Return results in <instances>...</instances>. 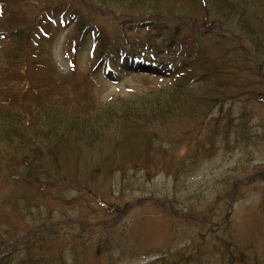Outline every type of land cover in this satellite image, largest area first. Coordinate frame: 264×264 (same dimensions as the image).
<instances>
[{"label": "rangeland", "instance_id": "rangeland-1", "mask_svg": "<svg viewBox=\"0 0 264 264\" xmlns=\"http://www.w3.org/2000/svg\"><path fill=\"white\" fill-rule=\"evenodd\" d=\"M47 2L48 9L58 12L48 16L45 30L36 29L37 35H33L32 46L40 52H33L32 60L43 64L34 66L39 80L45 78L43 74L48 71L53 81L77 83L72 88L75 99L82 96L88 101L91 97L96 102L113 99L128 102L140 94L146 95L143 93L148 90L152 94L168 85L159 78L130 72H120L108 81L104 67L95 70L91 62L97 39L94 25L105 28L110 35L120 29L118 24L104 25L108 10L99 9L92 0ZM177 3L178 7L187 10L179 20L189 19L185 0H177ZM64 10L77 14L61 15L60 11ZM79 19L94 24L88 25L81 37L75 26ZM214 31L219 34L196 39L210 59L220 57V53L226 51L227 39L232 41L231 47L235 45L230 31L222 23H216ZM151 60L147 57V61ZM117 63L115 58L110 66L118 67ZM45 66L46 69L42 68ZM10 68H14L13 63ZM235 70L241 71L234 68L233 75L226 73V78L246 80V84L230 92L233 98L225 99L223 104L201 94V86L191 90L199 99L197 105L205 110L197 116H189L182 110L180 129L175 132L163 134L164 131L156 130L162 139L172 140L170 144L160 140L152 148L140 147L139 144L142 146L148 138L136 129L133 131L136 141L132 150L125 154L114 155L116 152L111 148L96 149L95 154L92 150L82 149L77 161L81 162V168L85 163L88 166L72 172L74 166L69 165L66 178L48 190L38 189L42 176H36L34 183L27 184L31 181L28 176L32 179L33 176L16 161L6 175L0 171V251L7 250L11 244L14 249L24 251L30 241L50 240L48 235L52 229L44 221L48 216V223H60V229L64 224V228L69 229V222L74 221H81L82 227L91 224L85 232L75 226L70 230L71 234L63 236L60 235L63 230L58 232L53 228L58 232V238L50 247H54V254H62L67 264H75L77 260L79 264H147L162 257L159 255L163 253L171 256L173 262L170 264H228L230 257L235 261L233 264H239L236 260L240 259L244 261L242 264H264V79L259 85L257 76ZM22 71H13V74ZM81 81L87 82L82 84ZM210 81L212 87L223 84L221 76ZM16 86L14 99L8 88L1 87L0 103L8 96V104L15 99L20 103L21 98L25 105L32 101L26 102V96L31 97L35 90L25 91V82ZM13 87L16 88L15 84ZM260 95L263 98L259 100ZM5 106H0V110ZM58 108L65 113L74 110L71 105ZM96 114L97 110H92L91 115ZM215 121L219 135L213 138L212 150L205 153L204 148H200L202 156L193 158L197 154L196 141L200 140L204 145L212 138ZM206 149H210V145ZM105 158L114 159L126 172L114 171L108 177L89 178L86 171L90 165L92 167ZM24 177L28 178L27 182ZM58 186L60 188H56ZM35 213L44 220H34ZM219 216L214 236H202L212 217ZM97 230L107 233L98 240L105 237L108 243L103 252L95 256L93 246L97 243ZM76 237L83 239L81 243L73 241ZM194 250L197 254L190 257L191 251L196 253ZM229 252L230 257L227 256ZM16 256L21 258L22 253ZM11 260L15 263L18 258L11 257Z\"/></svg>", "mask_w": 264, "mask_h": 264}, {"label": "trees", "instance_id": "trees-1", "mask_svg": "<svg viewBox=\"0 0 264 264\" xmlns=\"http://www.w3.org/2000/svg\"><path fill=\"white\" fill-rule=\"evenodd\" d=\"M47 1L49 0H0V91L3 93V86L8 88L14 99L13 94H16V84L19 82H25V91L35 90L31 97L26 96V102L32 100L27 105L22 102V98L20 103L15 99V102L12 100L8 104L10 96L0 103V106L7 105L0 110V171L6 175L10 172L13 161H16L25 168L26 173L33 176V179L28 176L31 179L29 182L28 178H23L27 184L34 183L36 176L43 177L39 190H48L65 179L71 164L74 166L72 172L88 166L85 163L81 168V162L77 161L82 149L92 150L95 154L96 149L111 148L116 152L114 155L131 151L136 141L133 132L136 129L145 133L148 138L142 146L139 144L140 147L152 148L160 140H166L170 144L172 140L162 139L156 130L164 131L163 134L175 132L180 129L182 110L189 116H197L205 110L203 106L197 105L199 99L192 95L193 88L201 86V94L208 95L215 103L223 104L225 99L233 98L230 92L246 84V80L226 78V73L233 75L234 68L241 70H235L237 73L243 71L257 76L256 83L259 85L264 79V0H185V6L190 10V18L185 20H179L187 10L178 7L177 0H92L99 9L109 12L104 18L107 23L104 25L118 24L120 27L115 34L110 35L97 24L95 26L86 23L89 21L82 22L81 19L77 21L76 28L80 37L88 25H94L96 29L98 38L91 54L93 66L108 64L110 59L119 57V68L112 69L108 66L107 72L110 70L114 75L119 72L142 73L167 78L170 82L167 86L154 90L152 94L148 90L143 93L146 95L142 94L143 96L128 102L113 99L100 103L91 97L87 101L82 96L75 99V90L73 96L72 88L77 83L70 85L61 80L53 81L48 71L43 74L45 78L39 80L37 76L40 75L36 76L34 73V66L43 64L32 60L33 52H40L32 46L33 35H37L36 29L41 30L44 20L57 11L48 9ZM73 14L77 12L73 11ZM216 23H222L230 31L235 45L231 47L232 41L227 39L229 46L226 51L220 53V57L210 59L201 46H198L196 39L211 38L218 33L214 31ZM147 55L152 57L151 61H146ZM225 55L227 56L222 58ZM11 63L14 68H10ZM16 70L23 71L13 74ZM219 76L223 84L219 83L218 87L210 86V80H217ZM14 84L16 88L13 87ZM262 98L260 95L258 99ZM60 105H71L74 110L69 112L66 109L68 112L65 113L58 108ZM91 109L97 110L98 114L93 117ZM213 130L212 138L204 145L200 140L196 141L197 154L193 158L202 156L199 154L200 148H204L205 153L212 150L213 138L219 135L216 121ZM176 134L182 135L180 132ZM209 145L210 149L207 150L206 146ZM114 171L126 172L114 159L105 158L101 162L98 160L92 167L90 165L86 173L93 180L101 175L108 177ZM14 178L21 180L20 177ZM34 216L36 221L44 220L39 214L35 213ZM48 218L50 217L47 216L44 221L52 229L47 230L51 234L48 235L50 240L30 241L28 245H23L24 251L14 249L11 244L7 250L0 251V264H67L62 254H54V247H50L53 240L58 238V232L62 230V236L71 234L70 230L75 226L80 232H85L91 224L82 227L81 221H74L69 222V229L64 228L65 224L60 229V223H48ZM214 218L213 220L212 217L213 221L202 236H214L216 224L213 226L212 222L218 220V217ZM106 234L96 231L97 243L93 246L95 256L100 255L107 245L105 237L98 240ZM77 239L78 237L73 238V241L81 243L83 240ZM195 252L191 251L189 256L198 251ZM19 253H22L21 258L16 256ZM229 255L231 256L230 252L227 256ZM159 256L162 257L147 264L173 262L166 253ZM11 257L18 258L17 262L14 263ZM79 262L77 260L75 264ZM228 262L235 263L232 257ZM236 262L244 263L242 259Z\"/></svg>", "mask_w": 264, "mask_h": 264}]
</instances>
